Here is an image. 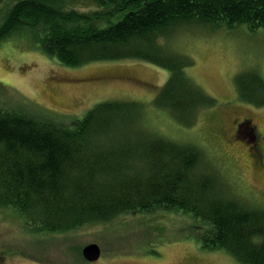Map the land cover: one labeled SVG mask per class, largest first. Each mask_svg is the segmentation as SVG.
Returning a JSON list of instances; mask_svg holds the SVG:
<instances>
[{"label":"trees","instance_id":"obj_1","mask_svg":"<svg viewBox=\"0 0 264 264\" xmlns=\"http://www.w3.org/2000/svg\"><path fill=\"white\" fill-rule=\"evenodd\" d=\"M72 1L79 0H0V41L26 29L41 32L47 51L67 66L138 60L164 68L169 79L153 103L185 126L217 101L187 75L194 61L160 40L194 23L264 30V0H83L94 4L91 15L68 6ZM236 85L242 100L264 106L258 71L239 75ZM146 109L105 101L61 128L0 108V206L51 232L178 209L210 228L202 247L223 249L240 264H264V209L221 195L217 177L199 168L197 146L142 129Z\"/></svg>","mask_w":264,"mask_h":264},{"label":"rangeland","instance_id":"obj_2","mask_svg":"<svg viewBox=\"0 0 264 264\" xmlns=\"http://www.w3.org/2000/svg\"><path fill=\"white\" fill-rule=\"evenodd\" d=\"M68 6L87 15L95 7L83 0ZM2 12L0 6V21ZM108 14L109 20L117 18ZM160 43L194 61L187 75L217 101L196 110L192 125H183L173 112L153 103L169 79L168 70L138 60L67 66L47 51L41 32L26 29L0 41V108L72 128L97 103H144L142 129L197 146L199 168L217 177L221 195L264 209V171L254 164L257 156L247 138L238 136L235 123L249 121L245 131L253 133L254 127L264 142V106L242 100L236 85V78L251 70L264 77V30L194 23L178 26ZM210 234L202 221L165 207L51 232L32 229L16 211L0 206V264H240L223 249L202 247ZM93 243L100 246L101 257L88 262L82 251Z\"/></svg>","mask_w":264,"mask_h":264},{"label":"flooded vegetation","instance_id":"obj_3","mask_svg":"<svg viewBox=\"0 0 264 264\" xmlns=\"http://www.w3.org/2000/svg\"><path fill=\"white\" fill-rule=\"evenodd\" d=\"M236 131L238 132V136H241L243 138H247L246 142L249 144L250 149L252 150V153L256 155L254 164L257 168L264 171V142L261 139V142H259V138L257 136L256 130L253 127V133H249L245 131V126L249 124L248 122L243 121H236ZM258 139V142H257ZM259 155V156H258Z\"/></svg>","mask_w":264,"mask_h":264},{"label":"water","instance_id":"obj_4","mask_svg":"<svg viewBox=\"0 0 264 264\" xmlns=\"http://www.w3.org/2000/svg\"><path fill=\"white\" fill-rule=\"evenodd\" d=\"M82 256L88 262H96L101 257V248L98 244H89L83 249Z\"/></svg>","mask_w":264,"mask_h":264}]
</instances>
